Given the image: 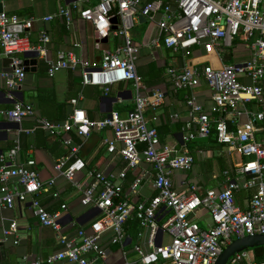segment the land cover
I'll use <instances>...</instances> for the list:
<instances>
[{"label":"built area","instance_id":"built-area-1","mask_svg":"<svg viewBox=\"0 0 264 264\" xmlns=\"http://www.w3.org/2000/svg\"><path fill=\"white\" fill-rule=\"evenodd\" d=\"M75 10L82 20L93 26L97 48H101L102 42L112 32L124 41L114 51H104L100 62L83 63L74 53L60 52L54 62L47 61L48 75L53 77L62 70L81 66L83 84L101 86L106 94L115 84L132 82L136 93L135 108L126 117L112 112L102 120H91L81 109H76L65 123L37 119L38 128L56 135L68 149L67 155L58 161L56 170L82 192L81 203L84 206L98 211L90 226L79 229L75 238L62 234L63 212L51 213L37 198L44 186L36 161L30 159L26 165L14 164L21 150L20 141L0 155V208L12 209L18 203H29L41 225L60 235L63 247L60 252L29 264H55L63 260L90 264L91 254L106 260L103 236L111 232L112 244H124L129 238L126 227L132 219H137L146 231V234L140 232L138 238L148 237L146 247L141 244L135 246L140 264L160 261L215 264L224 249L234 241L264 235V111L254 113L246 123L241 122L240 111L241 106L252 101L264 106V0H99L97 5L86 8H79L75 2L71 7H60L55 15L42 20L65 19L69 25ZM157 14L161 18L157 22L159 35L154 45L158 46L162 40L175 53L191 56L201 48L207 54L220 55L223 43L238 39L251 47V58L243 64L223 65L220 69L185 66L167 71L176 92L193 89L203 81L212 91L214 105L210 113L198 103L196 96L187 97L190 121L183 128L184 144L196 138H209L215 130L218 143L245 159L232 171H225L221 190L202 193L200 187L191 185L188 190L177 191L173 172L191 170L195 158L188 147L178 150L166 146L161 149L158 130L149 126L145 116L148 109L158 110L164 104L165 95L161 92L153 95L143 93L145 87L138 71L139 52L130 31L140 16L154 22ZM34 22V17L0 12V47L3 49L0 65L4 58L11 60V70L0 73V86L5 82L11 92L27 76L24 60L19 54L25 51H38L43 56L47 54L48 35L43 34L41 45L31 47L27 38L9 31V27L17 25L30 30ZM242 77H247L251 84H244ZM9 98L13 99L12 94ZM71 103L76 106L78 101ZM0 116L20 124L24 119L35 116V109L32 105L16 102L10 109H0ZM73 129L84 138L93 131L111 129L121 147L117 149L113 142L105 140L108 151L118 153L126 163L119 180L124 181L129 171L138 169L145 162L153 171L137 175L130 185V193L138 195L149 175L157 195L148 202H136L124 194L121 182L95 170L87 171L90 182L84 186L77 180L86 171V163L81 157L83 144L73 142L69 136ZM141 145L145 146L142 151ZM14 179L18 185H12ZM54 184L55 181L49 183L50 186ZM241 191H253L245 210L236 199ZM54 197H59V193L56 192ZM62 210L66 212L67 205H62ZM201 210L210 213L212 227L203 228L193 219ZM16 232L17 224L13 222L6 234ZM163 235L170 238L169 244L158 243ZM251 255H254L252 250L239 252L230 264H264V261H250Z\"/></svg>","mask_w":264,"mask_h":264},{"label":"crops","instance_id":"crops-1","mask_svg":"<svg viewBox=\"0 0 264 264\" xmlns=\"http://www.w3.org/2000/svg\"><path fill=\"white\" fill-rule=\"evenodd\" d=\"M78 3L79 8L97 5L99 0H0V12L6 11L10 15L25 18H35L33 28L23 29L20 33L27 38L28 44L38 47L42 44L41 38L46 34L50 38L47 44V54L38 59L35 72L27 73L26 79L14 91L7 89L6 83L0 86V109H10L16 102L32 105L35 116L24 119L20 124L8 121L0 116V155L10 150L20 141L21 150L15 158L14 164L26 165L30 159L36 161L43 190L37 196L51 213L63 212L62 234L75 238L81 228H88L98 215L92 207L81 203L82 192L61 173L56 170L58 161L67 155L68 149L56 135L37 127V119L44 118L51 122L65 123L76 109L86 112L91 120H102L112 112H118L126 117L135 108L136 93L132 82L115 84L111 92L106 94L103 87L83 84V68L67 69L56 73L53 77L48 75V60L54 62L60 52L74 53L83 63L100 62L104 51H114L123 43V38L112 32L108 39L102 42L101 48L96 47L97 39L93 26L79 16L78 10L73 11V20L68 25L65 19L56 18L45 22L44 17L55 15L60 7L68 8L73 3ZM161 15L155 16V21L140 19L135 22L130 31L131 38L138 48V71L142 77L146 95L161 92L165 95L164 104L158 110L148 109L145 113L148 124L158 130L161 140L160 148L172 147L182 150L188 147L195 158L191 170H176L172 174L174 188L185 191L191 185H197L201 192L208 190H221L224 187L225 171H232L243 157L238 153L230 152L228 147L221 145L209 138H196L184 144L183 128L190 121L187 97L194 95L203 109L210 113L214 102L212 91L203 81L193 89L174 91L168 77L169 68L182 69L185 66H210L220 69L223 65H239L246 63L251 58V47L242 40H230L222 44L220 55L207 54L203 49H196L191 56L175 53L167 48L163 41L154 45L159 31L157 22ZM32 52V51H31ZM25 51L19 56L25 60ZM3 49L0 47V55ZM46 57V58H45ZM11 70V60L3 59L0 73ZM244 84H251L247 77H242ZM13 99L9 98V95ZM77 100L75 106L71 102ZM241 122L246 123L254 113L264 111V106L252 101L241 106ZM29 131V132H27ZM214 130V138L215 136ZM69 136L75 144H83L81 157L86 163V171L78 176V181L84 186L89 184L87 171L103 172L117 182H121L124 194L136 202H148L157 195L153 187L152 178H145L138 195L130 193V185L135 177L143 172L151 173L152 167L142 162L138 169L129 171L124 181L119 180V174L126 163L118 153L111 154L105 140L113 142L119 149L121 144L115 141L111 129L93 131L88 138L80 136L73 129ZM145 146L141 145L140 150ZM55 181L54 186L49 183ZM12 185H18L17 180ZM58 192L59 197H54ZM253 191H241L236 199L242 209H247L248 198ZM67 205V211L62 210V205ZM203 228L213 226L211 215L206 210H201L193 218ZM132 219L130 222H136ZM17 224V232L7 235L12 223ZM129 224V223H128ZM131 226V224H130ZM127 225L128 240L124 244H112L111 232L102 238V246L106 251V260L89 255L90 264H140L139 255L135 250L137 244L145 246L147 236L139 239L138 234L146 231L139 226V232L132 237ZM159 244L170 243V238L163 235ZM60 235L49 227H43L34 215L29 203H18L12 209L0 208V263L1 264H29L35 260H45L62 250ZM252 250V249H251ZM253 251V250H252ZM254 252V251H253ZM25 258H28L25 260ZM250 261H256L255 253ZM55 264H76L67 260ZM156 264H171L170 261H160Z\"/></svg>","mask_w":264,"mask_h":264},{"label":"water","instance_id":"water-1","mask_svg":"<svg viewBox=\"0 0 264 264\" xmlns=\"http://www.w3.org/2000/svg\"><path fill=\"white\" fill-rule=\"evenodd\" d=\"M140 19L145 20V17L140 16ZM114 23H116L115 20ZM9 31L21 33L23 31V27L21 25L11 26L9 27ZM40 56L41 53L38 51H32L25 54L24 67L27 73L36 71ZM260 246H264V235L247 236L238 239L224 249L215 264H230L231 259L237 253Z\"/></svg>","mask_w":264,"mask_h":264},{"label":"trees","instance_id":"trees-1","mask_svg":"<svg viewBox=\"0 0 264 264\" xmlns=\"http://www.w3.org/2000/svg\"><path fill=\"white\" fill-rule=\"evenodd\" d=\"M154 1V0H149ZM164 1H168V0H164ZM211 140H213L214 142H216V138H214V131L212 133L211 136ZM131 224V226H130ZM128 226H130L129 231L132 237H135L137 235V233L139 232V226H140V222L136 221V222H129ZM255 253V259L257 263H261L264 261V246H260V247H256L254 249H252Z\"/></svg>","mask_w":264,"mask_h":264}]
</instances>
